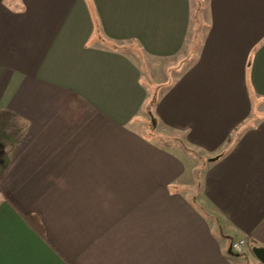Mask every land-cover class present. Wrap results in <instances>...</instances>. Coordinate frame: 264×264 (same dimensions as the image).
I'll return each mask as SVG.
<instances>
[{"label": "crops", "instance_id": "obj_1", "mask_svg": "<svg viewBox=\"0 0 264 264\" xmlns=\"http://www.w3.org/2000/svg\"><path fill=\"white\" fill-rule=\"evenodd\" d=\"M241 239L264 248V0H0V264H246Z\"/></svg>", "mask_w": 264, "mask_h": 264}, {"label": "rangeland", "instance_id": "obj_2", "mask_svg": "<svg viewBox=\"0 0 264 264\" xmlns=\"http://www.w3.org/2000/svg\"><path fill=\"white\" fill-rule=\"evenodd\" d=\"M206 2H207V0H205ZM125 44H120V46H124ZM129 46H131V44L129 45ZM136 48V47H135ZM140 49L138 48V54H142L140 51H139ZM170 73V72H169ZM174 78H175V75H174V72L173 73H170L169 75H168V78H167V80H174ZM163 81H166V79L163 77ZM147 125H149V123H146ZM193 154V153H192ZM192 163V164H191ZM189 162L188 163V172H187V176H186V180H185V184L188 186V187H190V188H195V187H198V186H200V184H201V182H203V175H204V173L203 172H200V171H195L194 170V164H196V163H193V162ZM193 166V167H192ZM193 193V192H192ZM191 193V194H192ZM252 248V247H251ZM253 249V248H252ZM242 258H245V257H243L242 256ZM253 258H255V259H253ZM253 258H251L250 260H249V262H247L246 264H259L258 262H259V260L254 256ZM258 261V262H257ZM261 263V262H260Z\"/></svg>", "mask_w": 264, "mask_h": 264}, {"label": "built area", "instance_id": "obj_3", "mask_svg": "<svg viewBox=\"0 0 264 264\" xmlns=\"http://www.w3.org/2000/svg\"><path fill=\"white\" fill-rule=\"evenodd\" d=\"M232 249L236 254L245 258L253 254L252 248L249 246V243L246 239H241L237 242H234L232 245Z\"/></svg>", "mask_w": 264, "mask_h": 264}, {"label": "water", "instance_id": "obj_4", "mask_svg": "<svg viewBox=\"0 0 264 264\" xmlns=\"http://www.w3.org/2000/svg\"><path fill=\"white\" fill-rule=\"evenodd\" d=\"M218 158H215L212 161H216ZM254 256L262 263L264 264V248L261 247H254L252 249Z\"/></svg>", "mask_w": 264, "mask_h": 264}, {"label": "trees", "instance_id": "obj_5", "mask_svg": "<svg viewBox=\"0 0 264 264\" xmlns=\"http://www.w3.org/2000/svg\"><path fill=\"white\" fill-rule=\"evenodd\" d=\"M155 103V102H154Z\"/></svg>", "mask_w": 264, "mask_h": 264}]
</instances>
